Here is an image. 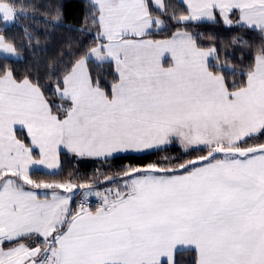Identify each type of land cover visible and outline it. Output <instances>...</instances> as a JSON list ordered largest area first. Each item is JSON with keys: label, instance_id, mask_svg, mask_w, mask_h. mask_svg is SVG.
<instances>
[{"label": "snow or ice", "instance_id": "snow-or-ice-1", "mask_svg": "<svg viewBox=\"0 0 264 264\" xmlns=\"http://www.w3.org/2000/svg\"><path fill=\"white\" fill-rule=\"evenodd\" d=\"M90 2L97 42L51 73L54 100L17 78L8 58L19 51L0 34V264H179L185 253L191 264H264V43L229 84L209 63L217 48L188 30L209 21L264 40V0ZM29 7L0 0L4 30ZM90 63L112 65V79ZM173 146L179 155L104 174L115 187L103 190L71 173L33 178L61 175L62 151L107 163Z\"/></svg>", "mask_w": 264, "mask_h": 264}, {"label": "trees", "instance_id": "trees-1", "mask_svg": "<svg viewBox=\"0 0 264 264\" xmlns=\"http://www.w3.org/2000/svg\"><path fill=\"white\" fill-rule=\"evenodd\" d=\"M172 3L178 8L181 7L177 0H172ZM17 4L18 7L30 5L25 16L18 17L17 22L9 25L6 31L3 23H0V34L8 38L10 42H14L19 51V56L8 58V64L17 78L27 75L34 80H39L44 85L43 90L46 95L54 100L55 97L50 93L51 73L62 70L97 42L95 39L97 26L91 23L92 13L95 10L89 0H17ZM57 8L62 12L58 22L52 19ZM174 24L175 21H172L171 25ZM24 29H27V34ZM80 29H86V31ZM174 30L175 28L170 26L164 33L154 35L152 38L164 39L170 31ZM188 30L193 35L199 33L204 37L198 41L202 46L217 48L210 65H220L229 84L233 81L241 83L246 79L244 73L253 63L255 50L264 43L258 31L244 27H227L223 23L191 22ZM234 40L235 43H233ZM89 70L94 76H99L102 83L105 79L111 80L113 77V66L110 64L97 66L95 63H90ZM213 70L221 69L214 67ZM179 151L178 146H173L166 152L121 154V158L110 159L107 163L102 159L80 158L62 151L61 175L52 177L39 172L35 173L33 178L63 181L70 178L71 173L73 177L78 178L77 182H83L88 178H98L101 182L100 188L103 190L105 187H115L110 182L104 181V174L112 175L125 165L144 166L164 156H177ZM84 191L79 190L76 197ZM177 260L179 264H191L193 254H178Z\"/></svg>", "mask_w": 264, "mask_h": 264}, {"label": "built area", "instance_id": "built-area-1", "mask_svg": "<svg viewBox=\"0 0 264 264\" xmlns=\"http://www.w3.org/2000/svg\"><path fill=\"white\" fill-rule=\"evenodd\" d=\"M81 200H83V194L77 196L75 202H76V203H79ZM88 203H89V205H90L91 207L95 208V206L98 205L99 200H98L97 197H94V196H93V197H89Z\"/></svg>", "mask_w": 264, "mask_h": 264}, {"label": "crops", "instance_id": "crops-1", "mask_svg": "<svg viewBox=\"0 0 264 264\" xmlns=\"http://www.w3.org/2000/svg\"><path fill=\"white\" fill-rule=\"evenodd\" d=\"M90 1V0H89ZM194 22H196V21H194ZM203 22V21H202ZM214 56H215V54L213 55V56H211V57H209V63H210V61L214 58ZM146 153V152H145ZM126 154H141V153H126ZM88 158H92V157H88ZM97 159H100V158H97ZM77 193H78V191H77ZM77 193H76V195H77ZM76 197V196H75Z\"/></svg>", "mask_w": 264, "mask_h": 264}, {"label": "rangeland", "instance_id": "rangeland-1", "mask_svg": "<svg viewBox=\"0 0 264 264\" xmlns=\"http://www.w3.org/2000/svg\"><path fill=\"white\" fill-rule=\"evenodd\" d=\"M19 56V55H18ZM13 57H16V56H13Z\"/></svg>", "mask_w": 264, "mask_h": 264}]
</instances>
